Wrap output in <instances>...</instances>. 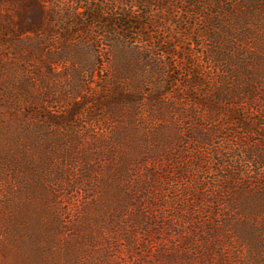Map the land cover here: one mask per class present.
I'll return each mask as SVG.
<instances>
[{
    "label": "trees",
    "instance_id": "1",
    "mask_svg": "<svg viewBox=\"0 0 264 264\" xmlns=\"http://www.w3.org/2000/svg\"><path fill=\"white\" fill-rule=\"evenodd\" d=\"M177 4L203 25L192 57L130 36L139 8L150 16L148 0H0V136L14 125L36 138L31 115L71 102L53 137L89 140L69 158L84 174L87 155L109 156L102 173L124 204L107 224L116 244L96 264H264V0L160 6ZM86 94L95 115L77 120ZM13 152H0V168L17 183L24 161ZM4 198L0 264H90L82 236L33 245L46 235L40 213L17 243L16 209L30 202Z\"/></svg>",
    "mask_w": 264,
    "mask_h": 264
},
{
    "label": "rangeland",
    "instance_id": "2",
    "mask_svg": "<svg viewBox=\"0 0 264 264\" xmlns=\"http://www.w3.org/2000/svg\"><path fill=\"white\" fill-rule=\"evenodd\" d=\"M148 1L153 3L152 8L147 9L150 12V16H145L146 9L140 7L139 18L137 13L132 17V21L136 24L134 23V27L129 30L130 36L135 37L134 40H144L155 49L160 50V45L163 48L173 47L175 52L192 57L196 51L192 49L196 48L195 43L193 45L196 40V33L203 28V25L197 24L191 18H188L187 13L182 10L187 8L180 7V4L167 9L160 6V4L166 3V0ZM140 23L144 24V26H141L142 24L140 25ZM163 40H166V42H161ZM0 49L4 50L5 45L2 44ZM187 49L190 50V54L185 53ZM194 61L196 62L195 58ZM168 79L171 80V78ZM172 81L182 84L184 77H177V80L173 78ZM37 82L38 79H36ZM1 84L0 82V87ZM168 88L169 92L174 91L171 87ZM92 91L95 92L94 89ZM93 99L94 96H87L86 94L84 100L80 99L78 101V104L82 107V116H79L77 120L92 118L95 115L92 111V107L95 105L87 102H91ZM187 102L189 103V101ZM67 103L62 101V99H56L54 105L48 107L46 111H42L41 117L38 116V113L31 115L33 127L37 126L38 132L34 134L36 138H30L29 134H23L22 132L17 133L19 127L14 125L4 129V135L0 136V152H5L7 155L10 150L14 151L13 153L20 156L24 163L22 164L23 169L20 173V181H17V183L11 180L13 171L7 170L5 168L6 165H1L0 199L5 196L12 202H14V198L18 200L25 199V201L30 202L29 208L25 209L20 206L22 208L18 207L16 209L22 223L16 237L17 243L25 242L24 236H27L25 232L30 233L35 228L34 225L36 223L32 224L34 213H40L43 218L40 232L44 231L46 238L44 237L39 242L36 241L33 245L41 246L44 242L48 243L50 238L52 246L62 248L66 240L65 237L71 235L73 237L82 236L80 251L86 262L96 264L99 263L105 244L108 242L116 244L117 234L107 224L114 220L116 215H120L119 210L124 207V204L120 202L118 197H115L114 184L105 179L102 173L104 168L100 162L104 160L109 163V156L102 154V160L97 163L99 159L98 153L92 156L87 155L90 163L89 168L92 170L88 174L81 172L79 166L74 168L69 166V158L78 157L74 154L75 151L73 152L71 147L77 143L78 153L80 151L84 153L82 146H86L89 140L78 137H74L71 140L53 137V134H57L59 129H63L56 128V123L61 122L64 113L70 109L72 104L71 102ZM38 110L41 111L42 109ZM26 113V109L22 108L18 112V114ZM52 115H56L57 118ZM59 117L60 119H58ZM36 119L39 121L36 122ZM41 119L43 120L42 122L40 121ZM233 133L229 132L227 136ZM14 143L15 150L13 149ZM150 143L153 146L157 145L155 140ZM8 144L9 147L7 146ZM171 147H174V145L171 144ZM3 158L4 155L0 156L1 162H3ZM21 182V188L13 187L14 183L17 185ZM27 219L32 222L27 224ZM135 230L136 232L139 231ZM136 232H133V234L138 235L140 242H142V235ZM119 236L122 237L121 232ZM119 249L125 252L120 243ZM234 252L235 249L226 250L227 254ZM81 253L79 252L80 255Z\"/></svg>",
    "mask_w": 264,
    "mask_h": 264
}]
</instances>
